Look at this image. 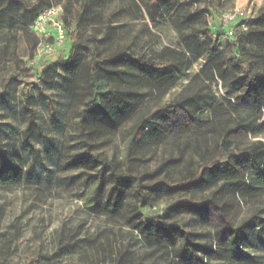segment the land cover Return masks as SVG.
<instances>
[{"label": "rangeland", "instance_id": "1", "mask_svg": "<svg viewBox=\"0 0 264 264\" xmlns=\"http://www.w3.org/2000/svg\"><path fill=\"white\" fill-rule=\"evenodd\" d=\"M152 1L0 0V148L21 157L25 165L22 188L0 189V264H119L121 256V264L142 260L146 264H179L172 255L176 248L152 252L132 231L128 214L139 204L137 186L117 183L114 175L126 171L128 145L139 119L147 111L161 110L181 98L208 59L195 64L191 77L162 97L150 88L142 90L144 97L136 113L123 120L111 136L98 134L89 115L84 131L81 129L83 109L93 88L84 68L74 84L64 83L58 60L73 41L85 47L79 49L85 65L94 54L137 55L174 48L185 21L188 32L206 26L218 31L223 38L219 50L224 51L227 39L235 41L241 32L264 30V0H178L170 14L156 23L148 14L147 5ZM38 4L36 13H26V8ZM51 9L57 10V16L48 22L45 34L36 33L31 19ZM229 14L242 16L226 26L222 22ZM53 23L62 26L64 41L51 54L46 48L54 45L57 36ZM247 50L262 65L261 73L257 66L254 73L264 77V59L258 58H264V43L249 42ZM31 76L38 80L27 89ZM232 79L229 85L221 82L214 86L222 111L211 115L204 129L176 132L163 142L143 144L144 149L130 165L135 176L154 175L145 179V187L161 180H168L171 186L182 182L203 158L215 157L220 131L234 130L239 124L245 127L232 136V150L236 154L256 147L264 151V79L252 86L245 75H233ZM97 160L113 166L105 168ZM166 161V167L158 171ZM164 188L142 191L144 211L166 215L165 221L184 224L189 233L200 236V242H213V225L193 215L170 217L165 210L178 196ZM212 191L199 199H209ZM234 213L237 225L252 216L264 219V189L249 191L247 201L236 205ZM212 222L218 225L215 218ZM180 245L179 240L177 247ZM248 247L249 253L259 257L256 264H264V228Z\"/></svg>", "mask_w": 264, "mask_h": 264}, {"label": "trees", "instance_id": "2", "mask_svg": "<svg viewBox=\"0 0 264 264\" xmlns=\"http://www.w3.org/2000/svg\"><path fill=\"white\" fill-rule=\"evenodd\" d=\"M177 1L153 0L152 4L148 3L151 21L156 23L159 18L170 14ZM38 8L39 4L26 8L25 11L36 13ZM38 18L39 16L31 19L32 25ZM185 23L181 24L178 44L174 48L137 55L126 52L112 56L94 54L93 60L86 65L83 64L79 52V49L85 47L82 43L73 41L64 58L58 60L62 67L60 77L64 83L70 81L74 84L81 70L84 68L87 71L93 88L92 98L85 104L80 127L84 131L89 115L96 124L98 134L111 136L119 130L123 120L136 113L137 106L144 97L142 90L150 88L162 97L181 80L190 78V71L195 64L208 59L200 73L184 89L181 98L161 110L147 111L139 119L128 145L126 171L114 176L117 183L137 186L136 197L139 204L129 211L128 225L140 235L147 249L152 252L164 249L168 252L170 247H174L176 250L172 255L179 264H213V261L256 264L259 257L249 253L251 250L248 246L253 245L254 238L263 230L264 219L252 216L250 220L238 225L234 221L236 205L247 201L249 191L258 193L264 189V151L260 147L241 154L232 150L235 145V138L232 136L245 126L239 124L234 130H221L215 157L210 160L203 158L194 173L173 186L168 180H161L151 188L145 187V179L153 178L154 175L138 177L131 170L130 164L137 160L136 154L142 152L143 144L163 142L176 132L200 131L209 124L211 115H218L222 111L214 92L217 83L229 85L234 81L233 75L236 77L241 74L249 79L251 86L255 81L264 79L260 74L261 62L255 61V56L247 50L249 42L259 40L264 43V30L259 28L241 32L235 41L227 39V49L220 51L223 38L218 31L206 26L188 32L184 28ZM258 58L259 61L264 59ZM255 66L260 73H254ZM28 79L32 80L27 87L30 89L38 78L31 76ZM111 84L113 87L109 88ZM78 100L80 99L77 98L76 101ZM96 163L105 168L113 166L100 160ZM167 164L168 161L158 171L163 170ZM24 183L25 165L22 158L11 156L0 148V189L13 191L22 188ZM158 187H165L166 193L178 196L165 210L170 213V217L193 215L208 226L213 225L216 230L213 242H200V236L189 233L184 224L165 221L166 215H148L144 211L146 204L142 191ZM210 189L213 191L209 199H199ZM96 194L97 209H100V190ZM213 218L216 219L217 226L213 224ZM179 240L181 245L177 247ZM122 260L123 256L120 257L119 264ZM130 264L146 263L142 260Z\"/></svg>", "mask_w": 264, "mask_h": 264}, {"label": "built area", "instance_id": "3", "mask_svg": "<svg viewBox=\"0 0 264 264\" xmlns=\"http://www.w3.org/2000/svg\"><path fill=\"white\" fill-rule=\"evenodd\" d=\"M239 14H229L227 16H224L223 18V24L229 25V23L234 22L237 20ZM57 16V10L51 9L50 11L45 12L43 15L39 16V18L36 20V22L33 24L32 28L33 30L38 34H45L48 30V22L52 21V18ZM239 16H242L240 14ZM53 25L56 27L57 36L55 38V43L53 46H47L46 52L48 53H55L56 50L63 45L64 41V31L62 26H60L59 23H53ZM229 35H233L232 31L229 32Z\"/></svg>", "mask_w": 264, "mask_h": 264}]
</instances>
